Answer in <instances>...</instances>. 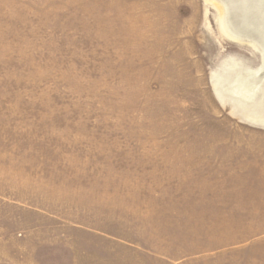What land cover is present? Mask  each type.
<instances>
[{
  "label": "rangeland",
  "instance_id": "rangeland-1",
  "mask_svg": "<svg viewBox=\"0 0 264 264\" xmlns=\"http://www.w3.org/2000/svg\"><path fill=\"white\" fill-rule=\"evenodd\" d=\"M261 107L264 0H0V264H264Z\"/></svg>",
  "mask_w": 264,
  "mask_h": 264
},
{
  "label": "bare ground",
  "instance_id": "bare-ground-1",
  "mask_svg": "<svg viewBox=\"0 0 264 264\" xmlns=\"http://www.w3.org/2000/svg\"><path fill=\"white\" fill-rule=\"evenodd\" d=\"M260 6V5H259ZM222 8V7H220ZM227 9V8H226ZM222 19V17H221ZM225 20V18H223ZM225 23V22H224ZM225 25V24H224ZM222 27V25H221ZM228 31V30H227ZM227 35V34H226ZM245 78V77H244ZM257 89V88H256ZM254 116L256 123L264 124V108L255 109V111H252L251 114Z\"/></svg>",
  "mask_w": 264,
  "mask_h": 264
}]
</instances>
